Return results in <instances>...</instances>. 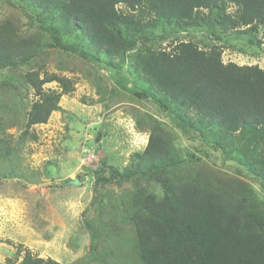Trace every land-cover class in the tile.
Returning a JSON list of instances; mask_svg holds the SVG:
<instances>
[{
    "label": "trees",
    "instance_id": "obj_1",
    "mask_svg": "<svg viewBox=\"0 0 264 264\" xmlns=\"http://www.w3.org/2000/svg\"><path fill=\"white\" fill-rule=\"evenodd\" d=\"M3 1L41 29L33 38L13 20L0 22V70L14 73L36 96L23 114L17 147L33 126L60 110L62 95L73 92L72 80L46 70V50L54 49L88 61L102 56L118 70L128 61L132 76L150 87L138 96L168 112L179 130L194 131L205 155L223 150L240 176L249 178L235 185L223 182L217 170H194L201 162L194 155L192 168L187 166L173 154L171 134L153 119L143 152L122 171L106 167L107 176L94 181V187L116 182L132 188L129 219L136 243L121 264H264V200L251 185L254 181L264 191V68L223 63V46L202 48V40L178 37L199 31L200 37L226 45L231 41L226 33L247 34L253 37L250 44H264L254 36L264 26V0ZM229 5L236 7L233 13ZM171 37L170 50L158 47ZM12 78L0 86L8 88ZM50 82L60 91L44 90ZM9 112L1 106L0 159L11 151L2 126L19 125L4 123ZM157 186L160 194L153 191ZM21 253L17 246L16 255ZM21 264L60 263L23 250Z\"/></svg>",
    "mask_w": 264,
    "mask_h": 264
},
{
    "label": "rangeland",
    "instance_id": "obj_2",
    "mask_svg": "<svg viewBox=\"0 0 264 264\" xmlns=\"http://www.w3.org/2000/svg\"><path fill=\"white\" fill-rule=\"evenodd\" d=\"M118 8L124 10L122 5ZM235 9L229 5L227 11L233 13ZM5 19L13 20L30 37L41 33L37 25H28L21 11L0 0V22ZM200 34L199 31L180 33L178 37L183 41L202 40L199 44L202 48L212 44L223 46V63L264 68V44H250L249 38L253 37L226 33L224 37L231 41L223 45ZM254 36L255 40L263 41L264 26ZM172 39L163 40L158 47L170 50L168 43ZM46 51L47 72L72 80L73 92L61 96L60 110L53 112L47 123L32 127L21 148L15 140L22 132L23 114L36 96L14 73L0 70V84L7 76L16 77L8 88L0 86V109L5 106L10 111L3 115L4 123L19 124H5L1 129V136L10 140L11 151L7 158L0 159V264H21L23 250L60 264L124 262L127 257L121 256L132 254L136 243L129 219L132 188L127 183L116 182L94 187V181L106 177L108 167L122 171L135 153L143 152L149 136L147 128L153 119L171 134L172 152L187 166L192 168L195 157L201 158L194 170H217L223 182L227 180L235 185L239 180L249 182L243 172L240 176L239 167L235 161H229L223 150L208 151L205 155L194 131L179 130L168 112L148 98L138 96L141 90L150 87L137 79V75L132 76L128 61L118 70L102 56L95 62L78 54ZM42 87L46 91H60L56 82ZM102 169L104 173L98 172ZM75 179L77 185H62ZM252 182L256 194L264 200L260 185ZM33 185L37 190L30 189ZM153 191L161 193L158 186ZM94 245L97 250L92 251ZM17 246H22L19 256Z\"/></svg>",
    "mask_w": 264,
    "mask_h": 264
},
{
    "label": "water",
    "instance_id": "obj_3",
    "mask_svg": "<svg viewBox=\"0 0 264 264\" xmlns=\"http://www.w3.org/2000/svg\"><path fill=\"white\" fill-rule=\"evenodd\" d=\"M76 182H78V180H67L65 182L62 183V185H77Z\"/></svg>",
    "mask_w": 264,
    "mask_h": 264
},
{
    "label": "crops",
    "instance_id": "obj_4",
    "mask_svg": "<svg viewBox=\"0 0 264 264\" xmlns=\"http://www.w3.org/2000/svg\"><path fill=\"white\" fill-rule=\"evenodd\" d=\"M38 187H41V186L39 185ZM30 189H32V190L36 189L37 190V187L35 185H33Z\"/></svg>",
    "mask_w": 264,
    "mask_h": 264
},
{
    "label": "built area",
    "instance_id": "obj_5",
    "mask_svg": "<svg viewBox=\"0 0 264 264\" xmlns=\"http://www.w3.org/2000/svg\"><path fill=\"white\" fill-rule=\"evenodd\" d=\"M93 154V153H92ZM93 157V156H92ZM94 159V158H93Z\"/></svg>",
    "mask_w": 264,
    "mask_h": 264
}]
</instances>
